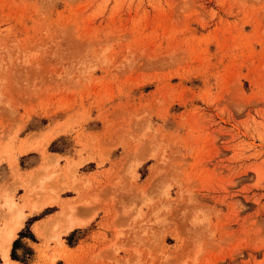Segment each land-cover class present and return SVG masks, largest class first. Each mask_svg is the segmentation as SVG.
<instances>
[{
  "label": "rangeland",
  "instance_id": "1",
  "mask_svg": "<svg viewBox=\"0 0 264 264\" xmlns=\"http://www.w3.org/2000/svg\"><path fill=\"white\" fill-rule=\"evenodd\" d=\"M0 176L18 264H264V0H0Z\"/></svg>",
  "mask_w": 264,
  "mask_h": 264
},
{
  "label": "crops",
  "instance_id": "2",
  "mask_svg": "<svg viewBox=\"0 0 264 264\" xmlns=\"http://www.w3.org/2000/svg\"><path fill=\"white\" fill-rule=\"evenodd\" d=\"M51 153H53V154H57V155H62L61 154V152H57V151H54V152H51ZM22 157H27L26 158V160L24 161L25 162V166L22 168H20V171L21 172H31V173H33L34 171H36V173H35V175L38 173V171H39V169H36V170H34L36 167H37V163H38V159H37V157H38V155H36L35 156V154H33L32 152H26V153H24L23 155H21V158ZM45 165V164H44ZM89 165H91L92 167L91 168H89V170L88 171H85V174H90V173H93L94 171H95V169H94V166H93V164L91 163V164H89ZM44 167V166H43ZM34 170V171H33ZM38 170V171H37ZM84 173V172H83ZM30 176H33V175H30ZM13 182L14 181H12L11 180V178L10 177H6V176H0V205H3L4 207H7V206H9V204H5V201L3 200L4 198H2V197H4V195L6 194V193H8L6 190L8 189V188H10L12 185H13ZM25 193H26V189L25 188H22L21 186H16L14 189H13V198H14V200L20 205L21 203H22V196H24L25 195ZM3 195V196H2ZM63 198H73L74 197V194L72 193V194H69V195H66V196H62ZM7 202H8V200H7ZM53 202V201H52ZM45 204H47V202H35V203H31L30 205H29V208H30V212L27 210V208L25 207V208H23V211H24V213H23V215H24V218H23V220H22V225L18 228V229H16L15 230V235H16V237H15V239L14 240H12L11 242H14L15 240H16V238L18 237V234L21 232V230L24 228V226L26 225V221L28 220V218H32L31 220H30V222H29V224L27 225L28 226V232L31 234V235H33V237L35 238V241H33L32 243H34V244H38L39 243V240L37 239V237H36V235L34 234V232H33V230H32V226L35 224V225H38L39 227H40V230H41V233H40V235H38L37 233V235L38 236H43V230H42V227H41V224H38L39 222H41L42 220H44V218L46 217V216H48L49 214H53L55 211H57V209H58V207L56 206V204H51V205H46V206H44ZM68 204H66V206H67ZM68 208H69V210H70V207H73V205H68L67 206ZM18 208L19 209H21L19 206H18ZM73 209V208H72ZM71 209V210H72ZM4 210H5V208H4ZM22 211V210H21ZM71 212V211H70ZM33 217H36V218H33ZM69 221H73L74 222V224L71 226V227H69L68 229H66V227L68 226V224H69ZM76 221H84L83 223H78V222H76ZM87 222V220H82V219H75V218H73V217H71V216H67L66 217V220L64 221V226L62 227V229L60 230V232L61 233H67L69 230H71V231H69L67 234H65V235H68V234H70L71 232H73L74 230H77V229H80V227L82 228L83 227V225L85 224ZM88 223V222H87ZM86 223V224H87ZM34 225V226H35ZM86 226V225H85ZM75 228V229H74ZM16 232H17V234H16ZM28 238H26V237H24V236H22V237H20L19 238V240H20V242L21 243H23V244H25V242H26V240H27ZM11 244V246H12V243H10ZM9 247H10V245H9ZM7 254H8V258H9V260L10 261H13V259H11L10 257H9V249H8V251H7ZM15 261V260H14ZM4 263V262H3Z\"/></svg>",
  "mask_w": 264,
  "mask_h": 264
},
{
  "label": "bare ground",
  "instance_id": "3",
  "mask_svg": "<svg viewBox=\"0 0 264 264\" xmlns=\"http://www.w3.org/2000/svg\"><path fill=\"white\" fill-rule=\"evenodd\" d=\"M46 159H48V158H46ZM46 161H48V160H46ZM2 198L5 199L6 197H2ZM8 198H10V197H8ZM8 198H7V200H8ZM5 202H7V201H5ZM7 203L9 204V208H10L9 210H12L14 213H13V215L11 213L12 216H11L9 222L7 221V223H5V225H7V227L4 230L0 231V258L4 262L3 264H18L14 260L13 261L9 260L7 251L9 249V245H10L11 241L15 237V230L18 229L22 225V220L24 218V215H23L22 211L17 207V204L14 201H12L10 199V200H8ZM72 208L73 207H70V211ZM57 216H56V218L60 217V216H58V217ZM59 219H61V218H59ZM54 220H55V218H54ZM56 221H58V219H56ZM56 221H55V223H57ZM76 222L83 223L84 221H76ZM53 223H54V221H53ZM73 224H74L73 221H69V224L66 227V229L71 227ZM33 230L35 233L40 235L41 230H40V227L38 225H35L33 227Z\"/></svg>",
  "mask_w": 264,
  "mask_h": 264
}]
</instances>
